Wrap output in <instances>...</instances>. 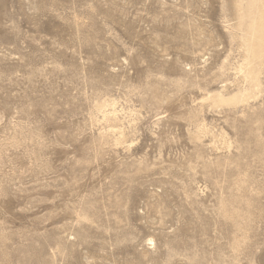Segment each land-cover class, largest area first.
<instances>
[{
  "label": "rangeland",
  "instance_id": "374dc122",
  "mask_svg": "<svg viewBox=\"0 0 264 264\" xmlns=\"http://www.w3.org/2000/svg\"><path fill=\"white\" fill-rule=\"evenodd\" d=\"M237 1L0 0V264H264Z\"/></svg>",
  "mask_w": 264,
  "mask_h": 264
},
{
  "label": "bare ground",
  "instance_id": "6f19581e",
  "mask_svg": "<svg viewBox=\"0 0 264 264\" xmlns=\"http://www.w3.org/2000/svg\"><path fill=\"white\" fill-rule=\"evenodd\" d=\"M235 8L247 58L242 71L249 79L252 89H257L260 63L264 59V0H238ZM248 97L250 93L243 91L226 100H244Z\"/></svg>",
  "mask_w": 264,
  "mask_h": 264
}]
</instances>
